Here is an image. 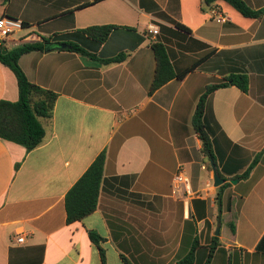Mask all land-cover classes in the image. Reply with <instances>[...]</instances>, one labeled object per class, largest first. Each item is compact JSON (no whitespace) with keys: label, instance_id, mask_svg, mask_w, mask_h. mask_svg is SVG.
<instances>
[{"label":"crops","instance_id":"1","mask_svg":"<svg viewBox=\"0 0 264 264\" xmlns=\"http://www.w3.org/2000/svg\"><path fill=\"white\" fill-rule=\"evenodd\" d=\"M245 1L262 16L247 18L224 0H0V16L22 20V36L31 34L18 45L117 28L95 59L52 51L19 61L30 82L58 99L39 147L0 139V264H101L99 247L106 264H180L196 241L194 264L211 252L210 264H264L256 252L264 236V0ZM154 41L178 73L190 72L149 95ZM122 53L120 63H101ZM231 75L247 76L249 91L229 86L208 98L216 164L229 183L220 212L193 117L206 89ZM18 99L16 77L0 63V102ZM103 152L98 208L68 224L66 195ZM181 173L185 200L172 194Z\"/></svg>","mask_w":264,"mask_h":264},{"label":"trees","instance_id":"2","mask_svg":"<svg viewBox=\"0 0 264 264\" xmlns=\"http://www.w3.org/2000/svg\"><path fill=\"white\" fill-rule=\"evenodd\" d=\"M216 1L218 0H206V5L211 6ZM224 1L247 18L258 19L262 16V11L254 10L245 0ZM115 29H117L115 26H102L72 33L55 34L50 38H42L40 42L23 43L13 48H8L6 54H2L3 48H0V63L14 73L19 93V99L16 102L5 100L0 102V139L21 145L27 151H32L44 141L46 131L42 120L53 117L58 94L29 81L19 64L20 59L24 55L32 52L71 51L95 59L102 44L105 43ZM151 48L155 57L156 67L152 84L148 91L149 95H153L158 89L173 79L182 80L190 72L188 70L178 73L174 69L168 51L161 42H151ZM126 56V54L122 53L115 57L101 58L100 60L103 64L120 63L126 59ZM229 86H236L243 92H248L249 80L245 75H231L224 82L209 86L201 96L193 117L194 128L202 141V150L209 169H211L210 158H214L217 161V152L216 147L214 150L212 140V137H215V132H211L209 124L208 98L217 89ZM256 163L257 160L253 164L255 165ZM105 164L106 153L103 152L67 193L65 206L68 224L82 221L97 210L104 182ZM252 169L253 165L238 178L248 177ZM228 184L226 182L222 185L216 194V204L220 212L223 192ZM220 220L219 217V223ZM232 231H235V224H232ZM89 237L97 246L102 241L101 236L94 231H89ZM197 249L198 242L196 241L189 255L180 264H194ZM99 251L101 264H106L105 250L99 247ZM256 252L264 255V236L258 244ZM212 257L211 252L205 264H210ZM124 261L125 264H131L126 259Z\"/></svg>","mask_w":264,"mask_h":264},{"label":"built area","instance_id":"3","mask_svg":"<svg viewBox=\"0 0 264 264\" xmlns=\"http://www.w3.org/2000/svg\"><path fill=\"white\" fill-rule=\"evenodd\" d=\"M212 13L216 14L218 22H226L227 18L223 15L217 14V8L212 9ZM26 29L24 22L22 20L8 17V16H0V48H7L9 45H18L24 40L30 37L29 34H25L24 36L19 35L21 32H24ZM149 32L153 35H157L159 33L157 26H150ZM186 178L181 173L178 174L172 184V194L176 199L185 200L186 197ZM19 244L25 243V236H20L17 239Z\"/></svg>","mask_w":264,"mask_h":264},{"label":"water","instance_id":"4","mask_svg":"<svg viewBox=\"0 0 264 264\" xmlns=\"http://www.w3.org/2000/svg\"><path fill=\"white\" fill-rule=\"evenodd\" d=\"M8 52V49L5 47L3 48L2 54H6ZM210 164H211V168L213 171V185L215 188H220L222 185L225 184V179H223L221 177V175L219 174L218 168H217V164L216 161L214 160V158H210ZM239 181V179H234L231 181V183L236 184ZM219 227L217 228V232L216 234H219Z\"/></svg>","mask_w":264,"mask_h":264},{"label":"rangeland","instance_id":"5","mask_svg":"<svg viewBox=\"0 0 264 264\" xmlns=\"http://www.w3.org/2000/svg\"><path fill=\"white\" fill-rule=\"evenodd\" d=\"M22 34H23V33H20L19 35H22ZM212 140H213V147H214V150H215V145H216V144H215V143H216V142H215V137H212Z\"/></svg>","mask_w":264,"mask_h":264}]
</instances>
